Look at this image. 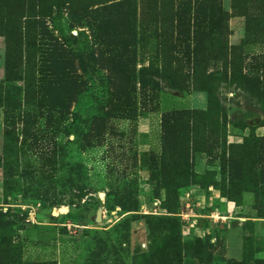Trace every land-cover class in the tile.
Returning a JSON list of instances; mask_svg holds the SVG:
<instances>
[{
  "label": "rangeland",
  "instance_id": "obj_1",
  "mask_svg": "<svg viewBox=\"0 0 264 264\" xmlns=\"http://www.w3.org/2000/svg\"><path fill=\"white\" fill-rule=\"evenodd\" d=\"M0 264H264V0H0Z\"/></svg>",
  "mask_w": 264,
  "mask_h": 264
},
{
  "label": "trees",
  "instance_id": "obj_2",
  "mask_svg": "<svg viewBox=\"0 0 264 264\" xmlns=\"http://www.w3.org/2000/svg\"><path fill=\"white\" fill-rule=\"evenodd\" d=\"M80 36H83V34L78 33L74 40L76 41V39H78ZM76 58L78 61V68H75V66L72 65L73 67L71 73V78L73 79V88L78 89L83 87L90 91L94 88H97L99 84L104 85L106 83L108 78L103 71L95 66L91 53L88 54L85 60L80 56H76ZM77 70L80 72V74H77Z\"/></svg>",
  "mask_w": 264,
  "mask_h": 264
},
{
  "label": "built area",
  "instance_id": "obj_3",
  "mask_svg": "<svg viewBox=\"0 0 264 264\" xmlns=\"http://www.w3.org/2000/svg\"><path fill=\"white\" fill-rule=\"evenodd\" d=\"M143 213H144V214H149L145 209H143ZM153 213L156 214V211H154V212H150V214H153Z\"/></svg>",
  "mask_w": 264,
  "mask_h": 264
},
{
  "label": "water",
  "instance_id": "obj_4",
  "mask_svg": "<svg viewBox=\"0 0 264 264\" xmlns=\"http://www.w3.org/2000/svg\"><path fill=\"white\" fill-rule=\"evenodd\" d=\"M100 216H101V213L98 212V213H97V218L100 219Z\"/></svg>",
  "mask_w": 264,
  "mask_h": 264
}]
</instances>
